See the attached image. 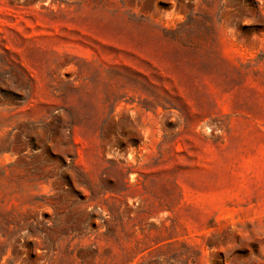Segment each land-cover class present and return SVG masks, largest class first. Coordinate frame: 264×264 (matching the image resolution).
<instances>
[{"label": "rangeland", "instance_id": "1", "mask_svg": "<svg viewBox=\"0 0 264 264\" xmlns=\"http://www.w3.org/2000/svg\"><path fill=\"white\" fill-rule=\"evenodd\" d=\"M0 264H264V0H0Z\"/></svg>", "mask_w": 264, "mask_h": 264}]
</instances>
